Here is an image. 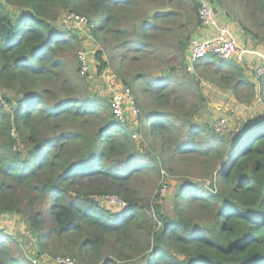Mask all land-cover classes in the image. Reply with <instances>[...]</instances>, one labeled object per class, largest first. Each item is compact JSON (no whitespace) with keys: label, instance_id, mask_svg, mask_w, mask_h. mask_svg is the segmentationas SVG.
<instances>
[{"label":"trees","instance_id":"obj_1","mask_svg":"<svg viewBox=\"0 0 264 264\" xmlns=\"http://www.w3.org/2000/svg\"><path fill=\"white\" fill-rule=\"evenodd\" d=\"M207 1L231 3L242 32L264 28V0ZM202 2L0 0V215L20 216L25 243L36 247L29 258L24 241L0 230V264H32L58 252L76 264H264V110L225 137L195 121L202 79L238 103L264 105V75L255 76L261 64L250 69L247 55L187 67ZM63 12L86 18L93 42L109 48L113 72L139 111L135 125L88 95L79 37L51 26ZM176 33L180 59L151 44ZM101 53L98 73L110 66ZM157 53L168 76L130 68V56L138 63ZM202 160L215 182L213 172L208 187L183 180L170 212L130 186L140 175ZM104 196L124 206L110 211L97 200Z\"/></svg>","mask_w":264,"mask_h":264},{"label":"rangeland","instance_id":"obj_2","mask_svg":"<svg viewBox=\"0 0 264 264\" xmlns=\"http://www.w3.org/2000/svg\"><path fill=\"white\" fill-rule=\"evenodd\" d=\"M201 1L208 3L207 0ZM209 5L212 6L211 9L212 12H214L216 26L219 29H224L226 31L227 38L233 41L238 38L235 42L239 47L250 49L253 52H264V28L253 29L250 27L249 33L242 32L238 25V19L235 16V9L231 3L226 2L220 7L216 2L209 3ZM188 11L189 10L186 9V11L182 13L184 16L183 21ZM69 13L70 12L59 13L58 17L51 22V26L60 31H70L72 34H76L79 37L78 41H80V44L77 46V52L80 50L84 52L87 60V70L85 71L86 75L83 76L85 90H87L88 95L92 98H101L108 101L110 104L113 95L126 88L113 72L114 67H116V63L109 60L107 57L106 54L108 53L109 48L106 49V45L93 42V38L88 32L87 26L78 29L73 23H63V17ZM127 26L131 28L130 32L134 33L136 31V28H132L133 23H128ZM196 30L197 29L193 31L191 37H195V34L197 33ZM179 36L180 34L176 33L175 35L168 36L164 40H162L161 37L158 38L157 36L151 40V44L159 46V52H167L169 57L173 55L180 59L181 55L178 52V47L180 45V43H178ZM100 50L103 51V54L101 53V60L109 63L110 66L105 68L101 73H98L100 65L98 59L96 60L95 58V54ZM76 53L71 58L73 64L77 63ZM158 55V53L142 54L137 59L138 63L135 62L132 56H130V58L134 61V64L129 62V64H133L130 68L134 71L136 70V66L139 65L147 77L160 78L168 76L171 71L167 68L168 63L166 59L162 61ZM262 55L264 56V53H262ZM175 66H178L176 73L180 72L181 64L177 62L175 63ZM122 73L124 74V69L122 70ZM200 86L204 96V102L201 105L199 114H197L199 116H203V120L206 121L210 127L215 120L224 118L229 124V133H231L237 131L248 119H251L256 114L262 113L264 110V105L261 104L260 101L255 100L251 103H238L232 99V96L228 93H224L220 90L217 91L216 88L210 86L209 82L205 79L201 80ZM3 94L13 97L12 93L8 91H3ZM129 117L133 118L130 114H127L126 118L122 119V121H128ZM122 121L120 122L123 123ZM221 136L225 137L227 135ZM209 163L210 161L203 160L197 162L181 161V169L173 166L169 169L172 172L167 170H161L163 173L160 172L159 174L149 172L133 179L130 186L136 190L137 195L141 196L145 200L154 201L157 199L160 205L170 212L172 198L177 189V185L180 182L188 180L195 182L200 186L208 187L210 184V172L214 173L212 174L213 182H215L214 176L216 173L215 171H212ZM163 185H166V193L164 197H160V190ZM100 200L103 202L102 206L110 211H116L119 209L117 202L104 200L103 198ZM0 230H3L4 233L9 235V237L13 236L16 241H24V245L21 250L29 258L36 253L35 246H31V243H25L27 232L25 231V226L20 216L15 214L0 215ZM54 249L55 247L51 245L49 251L55 252ZM71 258L72 257L70 255H64L63 253L58 252L54 257L42 256L39 260H37L36 264H58L57 259L72 260ZM74 264L76 263L74 262Z\"/></svg>","mask_w":264,"mask_h":264},{"label":"built area","instance_id":"obj_3","mask_svg":"<svg viewBox=\"0 0 264 264\" xmlns=\"http://www.w3.org/2000/svg\"><path fill=\"white\" fill-rule=\"evenodd\" d=\"M198 17L202 26L205 28L217 29V33L210 39H191L186 56V63L189 69H192L195 64L207 57H216L223 61H231L233 59L243 60L249 51L243 47H239L235 41L230 40L226 36L224 29H219L216 26V21L213 17L211 6L207 2H202L199 10ZM63 23H73L76 28H83L87 25V19L76 15L74 13L66 14L63 17ZM78 61L80 63V74L86 75L87 60L86 55L81 50L77 53ZM264 75V64H261L255 69V76L262 77ZM3 107H6L3 104ZM110 109H112L113 115L119 121L124 119L123 113L126 111L130 116L136 117L139 113L135 103L134 97L129 90L125 89L122 92L115 93L110 102ZM123 122V121H122ZM211 129L214 133L220 135H226L230 132L229 124L224 118L215 120L211 124ZM135 137V136H134ZM166 193V185L161 187L160 197H163ZM109 201L117 202L118 208L121 209L124 206V202L115 196H108L105 198ZM35 262V261H34ZM58 264H74L73 260L57 259Z\"/></svg>","mask_w":264,"mask_h":264},{"label":"crops","instance_id":"obj_4","mask_svg":"<svg viewBox=\"0 0 264 264\" xmlns=\"http://www.w3.org/2000/svg\"><path fill=\"white\" fill-rule=\"evenodd\" d=\"M197 33L195 34V37L197 38H200V39H210L212 37H214L217 33V29H214V28H211V29H208V28H205V27H201L200 29H198L196 31ZM238 39V38H236ZM236 39L234 41H236ZM246 49V48H245ZM248 50V49H247ZM262 51H259V52H253L252 50L249 49V53L247 54L246 56V61H250V66L249 68L251 69L257 62V64H264V56L262 55ZM257 60V61H255ZM254 80V79H252ZM215 88V87H214ZM216 90L218 91L219 89L216 88ZM221 91V90H220ZM223 91V90H222ZM224 93H227V91H223ZM126 112V111H125ZM200 112V111H199ZM128 114V112L126 113ZM199 114V113H198ZM196 115V118H195V121L198 122V124H207L206 121L203 120V116H199V115ZM128 122H131L132 124H136V120L129 117L128 118ZM229 134V133H228ZM227 135V134H226ZM108 197V196H104L103 199L106 200L105 198ZM102 198V197H101ZM101 198H98V202L101 203L102 205V201L100 200Z\"/></svg>","mask_w":264,"mask_h":264},{"label":"clouds","instance_id":"obj_5","mask_svg":"<svg viewBox=\"0 0 264 264\" xmlns=\"http://www.w3.org/2000/svg\"><path fill=\"white\" fill-rule=\"evenodd\" d=\"M123 90H125V88H124V89H122V91H123ZM127 90H128V89H127ZM122 91H121V92H122ZM129 92H130V91H129ZM5 106H6V105H5ZM118 210H120V209H118ZM34 261H35V262H34ZM36 263H37V261H36V260H32V264H36Z\"/></svg>","mask_w":264,"mask_h":264}]
</instances>
